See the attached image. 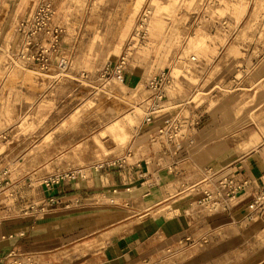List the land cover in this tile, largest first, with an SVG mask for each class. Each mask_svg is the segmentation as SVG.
Here are the masks:
<instances>
[{
	"label": "crops",
	"instance_id": "0c3cea01",
	"mask_svg": "<svg viewBox=\"0 0 264 264\" xmlns=\"http://www.w3.org/2000/svg\"><path fill=\"white\" fill-rule=\"evenodd\" d=\"M206 20L208 26L200 23L193 33L206 38L193 63L178 58L174 77L168 64L163 108L150 123L146 81L163 69L165 56L155 48L138 54V48L121 81L112 79V88L125 95L118 112L111 105L90 114L81 100L54 96L49 113H40L36 102L30 128L0 126V174L7 172L10 183L0 193V264H8L12 251L25 264H264V218L244 222L252 189L264 187V46L256 33H245L251 18ZM52 64L49 58L48 70ZM205 88L202 94L221 114L207 105L191 118L227 125L179 129L172 140L160 135ZM134 97L143 114L128 106ZM13 115L26 121L21 108ZM7 120L0 113V121ZM115 160L125 162L110 164ZM235 167L248 190L230 210L189 215L206 179ZM61 171L81 176L46 188L44 180ZM142 174H158L159 185L147 188Z\"/></svg>",
	"mask_w": 264,
	"mask_h": 264
},
{
	"label": "rangeland",
	"instance_id": "374dc122",
	"mask_svg": "<svg viewBox=\"0 0 264 264\" xmlns=\"http://www.w3.org/2000/svg\"><path fill=\"white\" fill-rule=\"evenodd\" d=\"M42 1L51 4V23L62 30L58 52L50 57L54 64L46 71L34 67L35 63L23 65L10 56L16 49V23L28 18ZM242 16L251 18L245 33H256L264 46V0H0V66L7 68L5 73L0 68V113H6L8 118L7 121H0V126L17 124L30 128L29 114L34 111L36 102L39 103L38 111L46 114L53 107L50 103L54 96L79 99L90 114L111 105H116L118 112L119 106L125 104V95L112 88L114 80L111 77L103 75V67L108 62H114L123 53H127L129 58L138 48V54L146 55L155 48L165 56L161 70H167L168 64L172 63L171 76L174 77L177 75L175 61L179 58L184 65L193 63L190 57H197L200 43L206 40L203 34L198 40L194 38V34L200 32L198 24L208 26L207 18L230 22ZM221 26L218 31L223 32ZM61 57L69 63L65 71L56 68ZM29 72L32 78L24 79ZM60 82L62 86L56 89ZM207 89L190 97L192 102L187 103V111L178 122V129L199 131L222 129L224 123L227 125V122L201 119L200 124L192 128L190 114L205 111L207 105L214 115L221 114V108L206 100L205 94H202ZM4 97L10 102L18 98L21 104H4L1 99ZM128 106L139 114L144 112L145 106L139 104L136 97L129 99ZM20 108L23 114H27L26 121L15 122L13 114ZM68 108L63 111L64 114ZM42 118L39 117L36 122L38 125L45 123Z\"/></svg>",
	"mask_w": 264,
	"mask_h": 264
},
{
	"label": "built area",
	"instance_id": "2783aa9c",
	"mask_svg": "<svg viewBox=\"0 0 264 264\" xmlns=\"http://www.w3.org/2000/svg\"><path fill=\"white\" fill-rule=\"evenodd\" d=\"M53 10L51 4L42 1L25 20L19 21L15 25L14 43L15 51L10 55L26 65L35 63L41 71L49 68V58L58 52L59 37L62 33L61 28L52 25L51 18ZM128 56L123 53L118 56L114 62H108L103 67V75L111 77L116 81H121V71L126 65ZM69 67L68 60L61 57L57 61L56 68L59 71H65ZM170 73L168 70H161L150 76L146 81V90L148 92L145 100V122L150 123L151 116L161 111L165 98V87L169 83ZM200 124V118L194 117L191 126L196 128ZM181 126V124H180ZM175 131L172 134L170 131ZM178 121H166L163 128L158 133L167 136L169 140L176 137L178 131ZM121 161H112L110 164L124 163ZM7 172L0 176V193L6 191L10 183L4 178ZM81 176L80 171H61L47 177L43 184L46 188H52L61 183L74 180ZM141 181L147 188H153L159 185L160 177L158 174L141 175ZM206 185L200 190V197L190 207V214H216L228 212L236 203L237 199L248 190V181L240 174L239 168L231 170L226 169L218 174H213L206 179ZM46 206V205H45ZM46 208H41L40 213H44ZM264 218V187L252 189L250 201L247 204L244 222L248 223L256 219ZM12 236H8V239ZM8 264H25L19 261L18 255L12 251L8 254ZM3 257L0 253V262Z\"/></svg>",
	"mask_w": 264,
	"mask_h": 264
},
{
	"label": "bare ground",
	"instance_id": "6f19581e",
	"mask_svg": "<svg viewBox=\"0 0 264 264\" xmlns=\"http://www.w3.org/2000/svg\"><path fill=\"white\" fill-rule=\"evenodd\" d=\"M157 23V25L158 24H160V23H158V22H156ZM20 66V65H19ZM22 68H23V66H22ZM17 70V69H16ZM21 69H19V71H20ZM14 71V70H13ZM25 71V70H24ZM21 72V71H20ZM14 73V72H13ZM22 73V72H21ZM35 73V72H34ZM23 74H25V73H23ZM33 74V73H32ZM35 75V74H34ZM42 75V74H41ZM10 76V75H9ZM16 76V75H15ZM32 75H31V73L29 72V73H26L25 74V76H24V79H30V78H32L31 77ZM12 78V77H11ZM22 78V77H21ZM15 79V78H14ZM109 95V94H108ZM113 97H115V96H113ZM118 97V96H117ZM111 98H112V96H111ZM124 102V101H123ZM126 104V103H125ZM109 109V108H108ZM111 110V109H110ZM137 110H139V108H137ZM115 126H118L117 124H115V125H113L112 127L114 128Z\"/></svg>",
	"mask_w": 264,
	"mask_h": 264
}]
</instances>
